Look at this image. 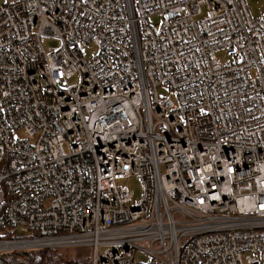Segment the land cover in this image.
<instances>
[{"label": "built area", "instance_id": "built-area-1", "mask_svg": "<svg viewBox=\"0 0 264 264\" xmlns=\"http://www.w3.org/2000/svg\"><path fill=\"white\" fill-rule=\"evenodd\" d=\"M0 188V255L264 264V20L248 0L0 4Z\"/></svg>", "mask_w": 264, "mask_h": 264}, {"label": "trees", "instance_id": "trees-1", "mask_svg": "<svg viewBox=\"0 0 264 264\" xmlns=\"http://www.w3.org/2000/svg\"><path fill=\"white\" fill-rule=\"evenodd\" d=\"M8 198L3 188H0V213ZM64 249H42L30 252H13L0 255V264H89V260H79L69 257ZM73 253V251H72Z\"/></svg>", "mask_w": 264, "mask_h": 264}, {"label": "rangeland", "instance_id": "rangeland-1", "mask_svg": "<svg viewBox=\"0 0 264 264\" xmlns=\"http://www.w3.org/2000/svg\"><path fill=\"white\" fill-rule=\"evenodd\" d=\"M13 1L15 0H0V4H7ZM248 4L254 17L256 19L264 20V0H248ZM153 23H155V21H153ZM52 45H54V43L48 44V46H52ZM77 82H78V77H74L69 81L70 85L76 84ZM122 184L127 186L130 190L132 197V203H131L132 205H135L142 200L144 193V186L141 181H138L135 178H130L123 181ZM61 252H65L69 257L75 256L79 260L90 261L91 253L90 250L87 248H69V249H64ZM100 252L102 253L103 249H101Z\"/></svg>", "mask_w": 264, "mask_h": 264}]
</instances>
